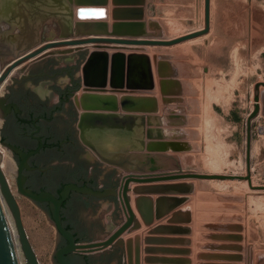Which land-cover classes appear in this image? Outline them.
<instances>
[{
    "label": "rangeland",
    "instance_id": "obj_1",
    "mask_svg": "<svg viewBox=\"0 0 264 264\" xmlns=\"http://www.w3.org/2000/svg\"><path fill=\"white\" fill-rule=\"evenodd\" d=\"M203 8L204 0H199L198 3L194 1L193 7L186 0H165V3H161L158 18L163 24H157L158 20L153 19L155 31L147 34H151V37L170 38L198 29L204 24ZM101 11L103 10H84L79 15H99L102 14ZM48 25L43 26V38L44 32H52L53 38L57 37L60 33L58 24L51 22ZM6 26L0 21V36L8 32ZM144 48L156 51L150 53L143 51L148 57L150 78H146L142 70L143 59L137 58L134 73L140 78L138 87L129 89L123 86L118 88L123 90L114 92H119L121 95L127 92L150 93L155 87L153 71H156L159 77L158 98L163 107H158L157 97L154 96L156 106L150 113L159 110L161 112L163 110V113L165 110L169 114L181 113L182 110L189 109V116L193 117V130L196 136L192 139L193 152L185 161L187 168L200 172L245 174L247 172L246 119L253 108L255 84L264 82V0H210L209 29L206 33L170 45H151ZM99 49L106 50L89 44L91 52ZM49 51L51 50L38 57ZM81 52L73 50L67 53L49 54L30 65L29 69L46 65L50 62L47 61L49 58L56 66L74 64ZM179 56H183L185 65H188V72L186 71L182 78H178L174 64L175 60H181ZM85 57L83 55V59H80V67L76 71V74L80 73L81 80L89 64V59ZM35 59H31L30 62ZM30 62L27 61L26 65H22L20 72L11 75L9 82L22 73ZM115 70L116 68L113 69L112 75H115ZM123 83L124 85L126 83V67L123 72ZM263 89L264 86L259 84V92ZM82 91L80 88L78 93ZM183 101L184 104L177 105ZM259 102H261L260 98ZM150 116L156 118L154 115ZM250 130L251 181L254 185L264 184V115L260 111L251 119ZM124 142L128 146L129 141L124 139ZM157 144L163 147V143ZM172 144L171 142L170 145ZM101 165L102 169L107 168V165L111 166L104 162ZM117 169L123 172L121 168L117 167ZM187 179L191 180L151 184L161 187L144 193L151 198L155 213L157 211V216L154 218L160 219L167 213L169 215L165 224L157 223L151 226L147 232L149 235L141 238L142 242L147 243L146 237H162L170 239L168 244H180L184 247H167L171 252L149 253L144 251V247L148 245L141 246L140 236L136 234L131 238L137 237L139 241L141 264H190L188 245L191 242L189 234L192 232V224L194 225L192 234L197 241L195 264H264V188H251L246 179ZM10 182L21 210L24 227L39 263L55 264V244L59 237L55 225L34 201L17 191L15 177L10 178ZM171 184L176 185L171 186ZM151 193L160 195L153 198L149 195ZM181 205H183L181 210H175ZM83 213L84 210H78V215L83 216ZM118 218L120 219L119 216ZM114 220L116 221L115 217ZM153 220L150 223H145L143 220L142 222L150 225ZM115 221H107L102 227L95 226L92 234L95 238L105 236L108 230L114 228ZM179 223L183 225L180 226ZM159 225L165 227L155 231L154 228ZM170 229L181 230L178 233L184 236L174 238L153 235L163 230L170 232ZM147 244L166 247L163 244ZM160 254L183 256L170 257ZM148 256L168 259L145 261L143 257ZM116 257L114 253L105 264H116Z\"/></svg>",
    "mask_w": 264,
    "mask_h": 264
},
{
    "label": "water",
    "instance_id": "obj_2",
    "mask_svg": "<svg viewBox=\"0 0 264 264\" xmlns=\"http://www.w3.org/2000/svg\"><path fill=\"white\" fill-rule=\"evenodd\" d=\"M111 2L116 5L142 4L143 0H111ZM107 3L108 0H0V21L5 23L8 28V32L0 36V82L16 65L47 48L61 47L60 49H51V51L36 58L22 71L29 69L30 65L49 54L80 50L82 51V57L83 55L85 57L87 53L85 59H89V64L85 68L82 80L80 76L78 82L83 91L76 95V103L83 109V115L79 117L78 124L83 127V140L85 143L100 159L110 164L109 169H113L115 172L111 176L114 184L103 189L70 183L61 189L60 197H56L47 190L35 192L23 184L25 176L22 168L28 166L26 159L30 153H26L6 141H0L7 149L19 156L20 161L17 164L15 173L17 191L35 202H48L49 217L58 233L67 241L65 245L54 251L57 264H88L87 255L97 256L100 253L107 255L110 252L118 254L122 258L123 264H141V247L137 237H121L125 230L130 231L140 226L131 205L128 190L132 189L137 194L134 197V206L143 222L150 223L157 216V211L155 213L151 198L144 195V193L158 189L161 185H140L131 188L129 186L131 181L151 182L179 178L246 179L249 187L264 188V184L254 185L252 183L249 164L250 122L259 111L264 115V89L261 92L258 90L259 84L264 86V82L255 84L253 108L246 119L247 172L245 174L182 170L179 166L172 168L175 169L174 171H162L160 173L153 170L154 168L150 167L147 161L142 160V157L147 156L143 150H154L156 144L153 141L147 142L145 140V138H153L155 130L145 127V124L150 125L151 116L144 114V112H151L155 109L156 98L150 95L129 93L117 96L113 93L115 90H123L118 89L123 86L129 89L138 87L140 78L134 73L135 59L137 58L143 59L141 62L142 70L146 78H150L151 72L146 53L129 52L125 54L121 51H115L109 54L106 50L99 49L94 52L89 50V44L101 48L110 47L106 45L109 43L170 45L206 33L209 29L210 0H204V24L202 27L170 38L119 37L130 35L150 36L151 34L143 33V23L139 21H115L109 31L106 22L94 19V17L102 16L101 14H87L84 15L86 16L84 19L81 18L83 15H79L77 19L74 18L75 13L78 14L84 10H99L92 8V6L104 7ZM75 6L77 7L74 8ZM117 11H132L136 14V19L142 17L141 7L113 9L112 15L115 19H118ZM53 21L58 24L60 33L53 38L49 29L47 31L49 33L44 32L43 38V26ZM77 44H83V46H74ZM109 62L110 70L108 71ZM125 67L126 83L124 85L123 72ZM115 68V75H112ZM108 72H110L109 77H107ZM259 98L261 102H259ZM4 100L5 98L1 93L0 108ZM145 119L147 120L145 121ZM124 139L129 141L128 146L125 144ZM117 167L121 168L123 172H119ZM70 189L99 198L112 197L120 217L116 227L110 231L108 230V233L101 238L83 240V242L75 241V236L64 226L60 215L61 202L68 195ZM3 201L13 219L19 247L26 264H40L24 227L15 192L12 190L0 165V264H20ZM164 227L159 225L154 229L159 231ZM169 240V238L162 237L145 238V241L150 244H168L170 243ZM170 250V248L161 245L144 247V251L149 253L171 252ZM79 251H83V254ZM143 259L154 262L167 260L168 258L148 256L143 257Z\"/></svg>",
    "mask_w": 264,
    "mask_h": 264
},
{
    "label": "flooded vegetation",
    "instance_id": "obj_3",
    "mask_svg": "<svg viewBox=\"0 0 264 264\" xmlns=\"http://www.w3.org/2000/svg\"><path fill=\"white\" fill-rule=\"evenodd\" d=\"M81 58L80 53L76 63L63 66L53 65V60L49 58L47 61L50 62L46 65L25 70L14 77L2 92L5 100L0 108V141L30 153L26 159L28 166L23 167L22 172L25 176L24 186L32 191L47 190L60 197L61 189L70 183L88 185L94 189L114 184L111 178L115 174L114 170L108 168L104 173L103 170L99 172L98 166L103 160L96 154H90L92 149L83 140V127L78 124L79 117L83 115V109L76 103L81 76L76 71ZM8 151L17 169L19 156ZM101 175L103 183L99 185ZM98 199L91 194L70 189L62 200L61 220L73 233L75 241L97 239L92 231L95 226L102 227V223L97 220L86 221L78 215V210L90 208L96 211L100 206ZM35 203L49 217L48 202ZM58 235L55 250L67 243ZM79 253L83 254V251ZM113 254L87 255L86 260L88 264H94L96 257L101 256L107 261ZM115 255L116 264H122V258Z\"/></svg>",
    "mask_w": 264,
    "mask_h": 264
},
{
    "label": "crops",
    "instance_id": "obj_4",
    "mask_svg": "<svg viewBox=\"0 0 264 264\" xmlns=\"http://www.w3.org/2000/svg\"><path fill=\"white\" fill-rule=\"evenodd\" d=\"M194 1H196V3L199 2V0H186V2L188 4H191L192 7L194 5ZM161 3H165V0H143L142 4L127 3V4H119V5L113 4L111 0H108V3L104 7L92 6V8L103 10L101 14L102 16L94 17V19L97 21L106 22L107 29L109 31L112 28L113 22L121 20V21H128V22L129 21L131 22L139 21L143 23L142 25L143 33H152L153 31H155L153 28L154 26L153 21H152L153 19L158 20L159 23L157 24H163L162 21L158 19L160 17L159 12L161 9ZM76 7L77 6H75L74 8ZM133 7L142 8L141 18L136 19L135 17L136 14L132 11H117L116 15L118 19L113 18V15H112L113 9L133 8ZM74 18L75 19L79 18V14L75 13ZM81 18L84 19L86 18V16H83V17L81 16ZM89 18H92V17H89ZM52 23L55 24L56 22L53 21ZM119 37L140 38V37H151V36H140V35L131 36L130 35V36H119ZM108 45H114V46L102 47V48L106 49L109 53L114 52V51H121L125 54L129 52H143V51L146 53H150L153 51L156 52L155 50L144 48L145 46H151V45L118 44V43L108 44ZM138 47H143V48H138ZM180 59L181 60L179 61H176V60L174 61V64H176L177 73L179 75L178 78H182V75L186 71L188 72V69H187L188 65L187 66L185 65L184 57L182 56ZM153 70H155V66H153ZM153 73L155 74V87L152 89L150 93H145V92H143L142 94L137 93V92H127V93L136 94V95H145V96L146 95L155 96L157 97V105L158 107L161 108L163 106L159 102L158 94L160 92H159V86L157 83L159 77H157L156 71H153ZM181 81H183V79H181ZM114 94H116L117 96L121 95V93L119 92H114ZM184 103L185 101L179 102V104L177 105H181ZM159 111L161 112V110ZM159 111H157L156 113L144 112L145 115H154L156 117V118H151L152 123H150V125L145 124L146 128L150 127V128L155 129L154 137L145 138V140L153 141L156 144H155L154 150H151V151L146 150V149L143 150L144 154H147V156L142 157V160L147 161L150 167L154 168L153 170H156L157 172H160V173L162 171H174L175 169H172V168L177 167V166L181 167L182 170H187L189 168H187L186 166L187 164L185 161L188 159L187 158L188 155L193 152L194 146L192 143V139L194 136H196L193 130V124H194L193 117L189 116L190 115L189 109L186 111L182 110L181 113L177 112V113H170V114L167 113L165 110H164V113H163V110L161 113ZM146 120L147 119H145V121ZM171 142L173 143L172 145H170ZM157 143H163V147H160ZM90 154L95 156V153H93L92 151L90 152ZM101 162H104V161H101ZM104 163L107 164L106 162ZM98 168H99V172L103 170V173H104L106 172V169H108V165H107V168L105 167V169H102V165L100 164ZM102 175L99 177V182H98L99 185L103 183L101 180ZM189 180L191 179H187V178L186 179H166V180H158V181H151V182L131 181L129 183V186L132 188V187L139 186V185L167 184L170 182L189 181ZM128 195L130 197L131 205L135 211L136 219L140 222V226L130 231L125 230L121 234V237L128 238V237H133L136 234H138L141 239L149 235L147 232L151 226L157 223H163V224L166 223L165 221L169 213H167L160 219L154 218L153 222L150 225L144 224L134 206V197L137 194L132 189H130L128 190ZM149 195L155 198L160 194L151 193ZM165 195H171V194H165ZM174 195H181V194H174ZM98 201L100 202V206H98L97 211H92L90 208L87 210H84L83 219H85L86 221H91V220L96 221L97 220V221H100L103 225V224H106L107 221H115L114 220V217H115L116 221L113 223H114V227H116L120 219L118 218V213L116 211L115 202L112 199V197L99 198ZM181 207H183V205L178 206L175 210H181ZM179 214L183 216L182 213H179ZM179 225L182 226L183 224L179 223ZM193 228H194V225L192 224V232L189 234V237L191 238V242L188 245V247L190 248V253L188 255L191 258L190 264H195L196 262V257H195L196 252L195 251H196L197 241H196V238L192 234L194 233ZM180 231L181 230L178 231V229L177 230L170 229V232L169 230H163V232L159 234H153V235L182 238L184 234L178 233ZM147 245L149 244L142 242V239H141V246H147ZM163 245H165L166 247H174V248L184 247L183 245H180V244H163ZM160 255H165V256H170V257H182L183 256L181 254H160ZM94 261H95L94 264H99L101 262H103L102 264H105V262H107L101 256L96 257ZM160 264H167V263H160ZM168 264H178V263H168Z\"/></svg>",
    "mask_w": 264,
    "mask_h": 264
},
{
    "label": "bare ground",
    "instance_id": "obj_5",
    "mask_svg": "<svg viewBox=\"0 0 264 264\" xmlns=\"http://www.w3.org/2000/svg\"><path fill=\"white\" fill-rule=\"evenodd\" d=\"M101 13H102V11H101ZM78 45L81 46L83 44H77V45H74V46H78ZM51 49H53V48H47V49L43 50L42 52H40L39 54H37V55L25 60L24 62H21L20 64L16 65L14 68H12L11 71L9 72V74L0 82V94L4 91V88L9 83L11 75L17 74L18 72H20V69L22 68V65H24V64L26 65L27 61L30 62L31 59H35V57H38V55H40L42 53H45L46 51L51 50ZM0 124H1V118H0ZM0 165H1V169L3 170V172L5 173V175L7 177V180L9 182V184L11 185L10 178H13L14 174L16 172L14 170V168H15L14 167V161H13V158H12V156L10 154V151H8V149H6L5 146L1 144V142H0ZM3 206H4V210H5V213H6V216H7V220L9 222V225H10V228H11V231H12V234H13V238H14V241H15V245H16V249H17V253H18V258H19V263L20 264H26L25 258L23 256L21 250H20V247H19V243H18L15 227H14V224H13V219H12L10 211L8 210V208L5 205L4 201H3Z\"/></svg>",
    "mask_w": 264,
    "mask_h": 264
}]
</instances>
